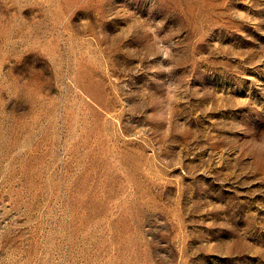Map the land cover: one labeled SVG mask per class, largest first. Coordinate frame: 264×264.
Wrapping results in <instances>:
<instances>
[{
  "label": "rangeland",
  "instance_id": "rangeland-1",
  "mask_svg": "<svg viewBox=\"0 0 264 264\" xmlns=\"http://www.w3.org/2000/svg\"><path fill=\"white\" fill-rule=\"evenodd\" d=\"M0 264H264V0H0Z\"/></svg>",
  "mask_w": 264,
  "mask_h": 264
}]
</instances>
